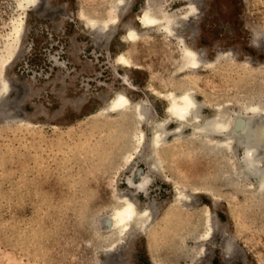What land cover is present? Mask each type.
Listing matches in <instances>:
<instances>
[{
  "label": "rangeland",
  "instance_id": "obj_1",
  "mask_svg": "<svg viewBox=\"0 0 264 264\" xmlns=\"http://www.w3.org/2000/svg\"><path fill=\"white\" fill-rule=\"evenodd\" d=\"M110 1L42 0L25 14L21 46L8 71L7 98L14 102L3 116L20 120L6 123L0 117V264H264L258 177L246 180L243 190L235 183L239 175L231 176L236 170L228 168L232 160L202 151V142L171 135L160 148V171H150L144 158L149 136L143 152L132 151L131 160L122 162V155L135 149V124L124 114L88 117L110 90H123L124 69L114 70L118 28L134 20L145 3L128 0L116 17ZM156 1L170 10L182 3ZM194 4V15L175 33L195 45L204 60L224 55L194 71L173 72L177 39L170 37L177 46L172 48L145 34L136 55L128 51L140 65L130 71L129 97L147 99L152 115L164 116L167 101L151 94L150 84L163 92H194L206 115L220 103L228 108L264 99V0ZM87 11L100 22L120 19L106 38L91 35L82 24ZM17 13L16 0H0V63L3 36ZM242 151L238 146L239 156ZM137 170L150 181L146 192L135 194L128 179ZM179 188L189 200L176 197ZM132 193L154 209V222L108 250L107 223L100 230L97 221L109 215L121 194ZM206 216L211 217L208 235L192 258L187 249Z\"/></svg>",
  "mask_w": 264,
  "mask_h": 264
},
{
  "label": "bare ground",
  "instance_id": "obj_2",
  "mask_svg": "<svg viewBox=\"0 0 264 264\" xmlns=\"http://www.w3.org/2000/svg\"><path fill=\"white\" fill-rule=\"evenodd\" d=\"M41 1L16 0L17 16L12 20L9 32L3 36L4 46L1 52L4 58L0 63L1 118H5L3 116L5 113L7 114L8 104L10 101L12 102V100L7 98L11 88L8 71L12 63V61L10 62L11 57L15 55L21 46L25 14L31 8H37ZM181 1L182 3L177 8L170 10L165 9L161 5L159 6L156 0H145L139 12L134 15V20L131 19L132 21L128 20L124 23L120 22L118 28L120 45L115 58L114 70L120 67L124 69V72L121 73L123 90H110L108 97L102 103L99 102L100 104L95 102L87 112V115L98 120L110 115L124 114L135 124L137 133L131 137V140L135 143V149L127 150L121 157L122 162L131 160L128 158L130 153L143 152L144 149L141 147L148 136V149H145L147 154H145L146 157L144 158L149 164L150 171H160L163 163L160 156V148L170 141L168 139L170 135L174 139L202 142V151H207L208 154H213L216 157L222 156L225 159L232 160L228 168L230 171L232 169L236 170L234 174L231 173V176L239 175L240 180L237 182V177L235 183H242V189L244 186L243 190L246 189V180H249L251 176L258 177L257 190L260 197L263 198L264 99L256 97L228 108L220 103L214 107L211 114L206 115L202 112L203 103L196 97L194 92L187 90L163 92L157 90L153 84H150V93L167 101L166 114L164 116H156L149 113V102L147 99L137 100L129 97L134 88L130 79V71L139 68L140 65L133 61L128 51L136 55L137 47L141 44L140 42L145 34H148L152 40L165 41L172 48L177 46L175 45L176 43L168 42L170 37L177 39L180 49L174 55H171V60L175 63L173 72L194 71L202 66L216 63L224 55L217 53L213 58L204 60L195 45L187 43L178 33H175V31L180 30L186 24L196 10L194 0ZM110 2L112 11L114 10L115 16L117 15L118 17L121 16L122 10L128 6V0H111ZM115 16L112 22L108 20L100 22L98 14L92 15L91 12L87 11L82 16V24L85 25L87 34H97L106 38L120 19L117 20V16ZM257 32L256 34L259 33ZM116 73L118 76V71ZM38 89H40L39 86L32 83L31 90L37 92ZM19 120L20 118L10 116L4 121L6 123H15L19 122ZM172 124L175 125L174 128H172ZM188 129L191 131L187 132ZM238 146H241L244 151H242L243 154L241 156L238 155ZM133 173V177L128 179L129 184L135 187L136 193H133L146 192V186L150 181L149 174H142L138 170ZM182 188L176 189V197H182V200L184 198L189 200V194L185 191L186 189ZM132 196L121 194L117 203L111 208L109 215L103 216L97 221L100 230L104 227H101V224L103 222L107 223L105 231L110 236L108 239L110 243L108 248H106L108 250L123 239L148 230L154 222V209L152 210L150 205L138 203L139 199L137 198L138 202L136 199L138 195ZM262 203L264 207V198ZM210 218L209 216L208 218L207 216L203 217L199 225V231L192 236L195 243L187 249V251L192 252V258L199 254L202 248L200 243L208 235L205 230L207 231L208 224L211 222Z\"/></svg>",
  "mask_w": 264,
  "mask_h": 264
}]
</instances>
